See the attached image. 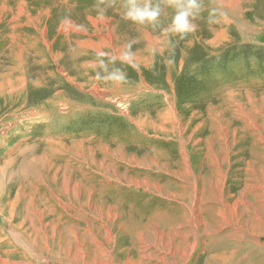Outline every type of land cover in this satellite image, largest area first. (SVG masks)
I'll return each mask as SVG.
<instances>
[{
  "label": "rangeland",
  "instance_id": "rangeland-1",
  "mask_svg": "<svg viewBox=\"0 0 264 264\" xmlns=\"http://www.w3.org/2000/svg\"><path fill=\"white\" fill-rule=\"evenodd\" d=\"M123 2L0 0V264H264V0Z\"/></svg>",
  "mask_w": 264,
  "mask_h": 264
},
{
  "label": "clouds",
  "instance_id": "clouds-1",
  "mask_svg": "<svg viewBox=\"0 0 264 264\" xmlns=\"http://www.w3.org/2000/svg\"><path fill=\"white\" fill-rule=\"evenodd\" d=\"M163 3L164 7L171 8L174 11L171 23L164 31L177 36L181 40L189 34L196 32L198 25L195 21L204 10L202 0H163ZM115 4L116 0H97V4L94 7L97 15L101 19H104L106 18L107 10L114 7ZM122 7L124 9L122 13L123 19L133 24L151 26L153 29L160 26V17L164 12L161 0H157L156 3H153V0H124ZM214 15L215 9L212 10V15L209 16L210 23L214 22ZM76 27L79 29L84 28L83 25ZM134 42H129L119 56L115 54L110 55L108 52L102 50L95 53L97 59L92 67L97 69V80L111 81L117 85L126 83L127 75L122 69L116 67H113L111 70L109 69V64L115 65L117 60L122 64H127L135 71L140 70V65L135 62L134 53L132 52V44ZM153 51L155 52L156 50L154 49ZM168 62L172 63L171 60Z\"/></svg>",
  "mask_w": 264,
  "mask_h": 264
},
{
  "label": "bare ground",
  "instance_id": "bare-ground-1",
  "mask_svg": "<svg viewBox=\"0 0 264 264\" xmlns=\"http://www.w3.org/2000/svg\"><path fill=\"white\" fill-rule=\"evenodd\" d=\"M183 253V252H182Z\"/></svg>",
  "mask_w": 264,
  "mask_h": 264
}]
</instances>
